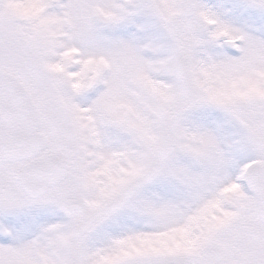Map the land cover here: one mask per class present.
<instances>
[{"label":"snow or ice","instance_id":"1","mask_svg":"<svg viewBox=\"0 0 264 264\" xmlns=\"http://www.w3.org/2000/svg\"><path fill=\"white\" fill-rule=\"evenodd\" d=\"M0 264H264V0H0Z\"/></svg>","mask_w":264,"mask_h":264}]
</instances>
